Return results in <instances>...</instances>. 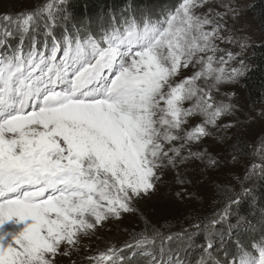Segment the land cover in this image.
<instances>
[{
  "label": "snow or ice",
  "instance_id": "snow-or-ice-1",
  "mask_svg": "<svg viewBox=\"0 0 264 264\" xmlns=\"http://www.w3.org/2000/svg\"><path fill=\"white\" fill-rule=\"evenodd\" d=\"M70 9L44 0L0 14V264H76L85 237L137 214L143 227L87 264H264V215L236 211L264 181V140L231 146L233 161L251 147L259 163L239 190L220 187V211L172 230L139 207L170 173L187 184L221 168L202 145L239 123L222 121L242 110L231 89L253 73L249 49H264V0H131L95 18ZM257 11L259 44L245 27ZM237 228L259 239L233 242Z\"/></svg>",
  "mask_w": 264,
  "mask_h": 264
},
{
  "label": "rangeland",
  "instance_id": "rangeland-1",
  "mask_svg": "<svg viewBox=\"0 0 264 264\" xmlns=\"http://www.w3.org/2000/svg\"><path fill=\"white\" fill-rule=\"evenodd\" d=\"M43 2L44 0H0V14L16 12L22 7H32L37 3ZM245 27L249 28L252 38L258 44L261 31L252 14H250V24H246ZM220 46L232 47L225 44ZM247 55L249 62L252 63L250 60L251 49H249ZM228 91L230 89L222 88L218 99H225L223 93ZM231 91L236 93L234 101L239 106H242V110L237 111L235 115L225 117L222 123L236 124L237 121L239 123L235 127L228 129L227 132L223 129H213V136L205 138L202 145L203 149L209 150L221 161V168L216 171H209L204 178L195 183L187 184L176 183L175 173H170L166 183L161 186L157 195L147 202H141L139 205L145 212L153 214L155 219L162 217L166 221L168 228L172 230H179L181 226H189L196 216H206L213 211H220L219 206H224V203H219L220 205H218L216 202L220 187L229 186L239 190L240 184L236 178L244 177L246 167H250L251 162L254 160L259 163V158L252 155L251 147L245 148L244 153L236 161H233L231 146L238 145L242 148L244 145L255 146L259 141L264 140V117L258 115L261 111H264V103H251L246 96V90L242 83L237 88L231 89ZM221 137H225V139L222 140ZM201 171H203V168H201ZM209 177L212 178L210 181L208 180ZM258 181L256 180L255 184ZM178 192H183V196H177ZM251 196L250 200L252 201ZM246 197L241 200L240 205L245 201ZM238 209L239 207L236 209L237 212ZM253 214L250 217H253ZM257 218L255 215L251 222L254 223ZM232 219L235 220L234 217ZM143 223L144 219L139 214L136 217L125 216L121 220L105 222L94 235L85 237L82 240L81 251L78 254H74L72 259L76 261V264H87L84 259L85 255L99 254L109 245L122 244L123 241L129 239L128 233L133 230H140L143 227ZM246 230L248 229H235L234 233L231 234L232 241L243 239ZM201 236H198L197 239L199 240ZM202 238L204 239L203 236ZM220 239V237L216 238L217 244L220 243ZM196 250L197 247L189 253V256L193 257ZM198 250L200 251V248ZM65 264H67V261H65Z\"/></svg>",
  "mask_w": 264,
  "mask_h": 264
},
{
  "label": "trees",
  "instance_id": "trees-1",
  "mask_svg": "<svg viewBox=\"0 0 264 264\" xmlns=\"http://www.w3.org/2000/svg\"><path fill=\"white\" fill-rule=\"evenodd\" d=\"M130 2L131 0H71L70 11L72 12L73 16L77 18L84 16H91L90 18H95L99 14L106 13L109 10L113 11L116 15H120ZM137 2L142 4L145 2V0H137ZM153 2L162 5L163 7H168L173 3H176L177 0H153ZM252 15L261 31L262 24L259 11ZM250 60L253 64V73L247 78V80L242 82V84L244 85L246 96L249 101L251 103L259 104L261 103L262 97H264V87H262L264 86V70H262L264 69V49L258 47L251 49ZM217 196L218 200H216V202L218 205H220L219 203H225V198L222 191H219ZM251 197L252 201L250 200V196L245 198V201H243L239 206L238 213L248 217L250 221H252L253 217L256 215L258 217L256 221H258L261 218V215H264V181L259 180L255 184ZM219 208V210H221L222 205L219 206ZM252 213H254L253 217H250ZM231 222L235 225V220L232 219ZM253 235L255 239H259L258 233L250 234V232L246 230L243 239L249 240ZM204 242L205 241L202 236L199 240L197 239V250L194 252L195 255L193 257L189 256L190 259H194V257L197 258L199 256V246L204 244Z\"/></svg>",
  "mask_w": 264,
  "mask_h": 264
}]
</instances>
